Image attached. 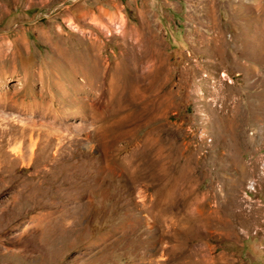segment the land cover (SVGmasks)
Segmentation results:
<instances>
[{
    "label": "rangeland",
    "instance_id": "rangeland-1",
    "mask_svg": "<svg viewBox=\"0 0 264 264\" xmlns=\"http://www.w3.org/2000/svg\"><path fill=\"white\" fill-rule=\"evenodd\" d=\"M0 264H264V0H0Z\"/></svg>",
    "mask_w": 264,
    "mask_h": 264
}]
</instances>
